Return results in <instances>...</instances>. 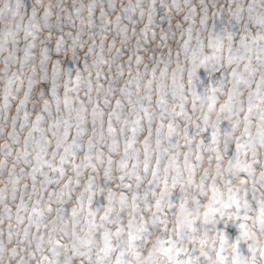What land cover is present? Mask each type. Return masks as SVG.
<instances>
[{"label":"snow or ice","instance_id":"snow-or-ice-1","mask_svg":"<svg viewBox=\"0 0 264 264\" xmlns=\"http://www.w3.org/2000/svg\"><path fill=\"white\" fill-rule=\"evenodd\" d=\"M229 11L234 20L241 19L242 6ZM222 14V8L220 13L213 11V30L217 28L215 17ZM196 17L197 9L190 6V0H71L70 4L67 0H55V3L5 0L0 8V261L3 264H157V251L167 256V264H200L199 257L194 260L189 255L181 259V253L187 250L176 247L171 238L166 247L159 237L148 247L149 233L143 212L137 216L134 211L126 227L120 213L111 216L114 200L121 207H127L131 201L136 209L137 196L141 194L133 187L135 184L139 188L144 178L139 171L142 155L144 174L150 173L151 179L141 198L145 209L156 210L151 222L160 219L162 200L165 195L170 196L166 192V176L160 193L155 191V185L162 183L161 138L170 141L176 134L173 117L189 119L184 109V68L179 62L182 54L192 65L188 69L189 85L193 78L200 79L197 75L200 68L206 73H220L215 86L208 81L212 94L207 97V111L202 113L205 125L202 130L207 128L209 112L215 109V93L223 92L226 83V98L217 111L224 114L232 128L241 122L239 98L243 89H247L249 112L258 107L257 100L264 99V72L255 79L256 72L264 67V57L257 55V66L247 64L243 70L240 68V61L245 58L243 53L253 49L264 52V12L249 3L247 20L238 34L232 31L210 34L211 55L203 53L204 41L200 35L206 26L207 8H201L199 20ZM197 23L201 28L195 27ZM237 35L236 51L241 54H231V43L227 49V62L235 66L230 71L217 68L216 53L224 50L225 37L231 42ZM173 64L175 67L169 71ZM170 97L179 100L178 111L176 104L169 103ZM197 98L193 92V99ZM233 116L236 118L232 119ZM244 123L247 132V112ZM212 127L216 130L211 132L207 150L215 152L219 160V119L213 121ZM258 131L264 142V125ZM230 135L225 128V151ZM169 147L175 148L177 144L170 141ZM242 147L238 138L237 152ZM191 152L189 140L188 151L184 153L187 166H191ZM199 152L198 144L197 160ZM258 163H249L247 170L254 171ZM101 179L108 185L113 180L118 182L115 188H107L103 202L98 200L104 191ZM149 192L154 197L151 203ZM233 202L240 207L237 201ZM94 204L98 206L93 208ZM244 206L248 207L247 200ZM100 207L103 212L98 225L96 214ZM81 211L87 212L85 236L76 227ZM261 214L259 222L264 229V207ZM204 215L209 218L208 212ZM235 215L240 222L233 225L234 238L225 229H218L220 245L215 259L201 249L206 264L264 262V241L249 229L247 212L243 216ZM178 218L190 231H196L194 217L183 204ZM137 219L139 224L135 222ZM104 222L115 223L117 228L115 232L105 229L100 233L102 246L93 256L95 231L97 227L103 228ZM142 244L147 248L146 254ZM226 247L232 249L231 259L224 254ZM117 249L115 258L109 259Z\"/></svg>","mask_w":264,"mask_h":264},{"label":"clouds","instance_id":"clouds-1","mask_svg":"<svg viewBox=\"0 0 264 264\" xmlns=\"http://www.w3.org/2000/svg\"><path fill=\"white\" fill-rule=\"evenodd\" d=\"M44 3L50 2V0H43ZM5 0H0V8H3ZM249 3H253L256 6L257 11L264 12V0H190V6H195L197 9V20H199L201 8H207V22L206 26L201 30V39L204 41L203 53L205 55H211L212 49L208 48V37L210 34L222 31H232L238 34L245 21L247 20V7ZM237 5L242 6V16L239 21L234 20L229 11L230 8L235 9ZM215 6V7H213ZM223 9L222 15L215 17V23L217 28L213 30L212 25L214 22L213 11L220 13ZM196 28H201L197 23ZM238 39V35L234 36L233 41H229L226 37L223 41V51L217 52L219 57L217 61V68L226 69L230 71L234 64L227 62L229 55L227 49L231 43L233 46V56L240 55L241 53L236 51L235 41ZM193 45L196 41H192ZM244 59L240 61L241 70L244 66L251 64L257 66V55L264 57V52H257L253 49L250 53H243ZM249 57L251 59H249ZM180 64L184 68L183 80L184 95L186 97L184 101L185 112L188 113L189 119L185 120L181 117H173L176 125V134L170 138L172 144H177V147H169V139L161 138V155H160V176L162 183L155 185V191L160 193L161 188L164 187L163 180L166 176V192L170 193L165 195L162 200V206L159 210L160 219L153 223L150 217L156 214V210L152 207L145 209L144 200L141 195L147 187L148 181L151 179L150 173L144 174L143 170V156L141 155V164L139 171L143 180L140 182V187L136 188L135 184L133 190L137 191L141 195L137 196L136 209L131 206V201L127 207H121V205L113 201V212L111 216H115L117 213L121 214L124 226H127L129 220L132 219L133 212L144 213V225L148 229V241L147 246L151 247L156 238L159 237L163 241V246H167L169 238L176 242V247L185 248L187 251L181 253V259H186L191 255L193 259L199 257L200 264H206L205 258L200 255L201 249L208 252V254L215 259L216 249L220 245L218 238V229H225L233 238L236 234L232 232V226L235 223H239V217L235 214L239 213L243 216L245 212L249 219L246 223L249 229L256 233L259 240L264 241V229L261 228L260 218L262 217L261 208L264 207V142L260 137L258 129L261 125H264V99L256 101L258 107H254L249 112L247 102V89H243L240 96V124L236 128H232L229 121L224 118L223 113H218L217 109L224 102L226 98V90L228 84H225V90L223 92L217 91L215 93V109L209 112V121L206 130L205 125L202 122V113L207 111L208 99L207 97L212 93L208 90V81L215 82L219 79V71L206 73L203 68H200L197 72L199 80L193 78L191 85L188 83V69L191 67V63L183 54L180 57ZM175 67V64L171 65L169 71ZM202 70V71H201ZM264 72V67H260L255 74V79H259L261 73ZM203 77V79H201ZM227 79V78H226ZM193 92L197 94L199 98L193 99ZM170 104H176V110H179V100H172L169 98ZM195 104V107L193 105ZM248 113V131H245L244 114ZM236 117L233 116L232 119ZM219 119V135H218V147L220 149V159H216V153L207 150L209 144V137L211 132L216 130L212 127L213 121ZM225 128L231 133L228 139L227 151H225ZM243 145V147L237 152L236 143L237 139ZM142 139V136H141ZM191 141L192 152L189 156V163L191 166L185 164L184 153L188 151V141ZM203 141V143H201ZM200 145V159L197 160L196 146ZM139 147V145H138ZM164 148H168L165 152ZM155 145L153 144L152 163H155ZM170 157L171 161L170 162ZM254 161L259 163L256 165L254 171L249 172L246 166ZM167 165V171L165 166ZM114 174L116 170L114 169ZM175 178V182H173ZM101 185L104 187V191L100 193L98 200L103 202V196L107 194V188L109 186L115 188L118 183L116 180L111 181V184H105L100 180ZM79 189H77L78 191ZM119 190L117 189V194ZM130 195V194H129ZM27 199V197H25ZM154 200L151 192L148 194V201ZM169 200H171L172 206L169 207ZM237 201L240 205L237 208ZM248 201V207L245 208L244 202ZM185 206V210L194 217L192 223L196 229L195 232L190 231L186 223L182 219L178 218V213L181 211V205ZM225 204L228 206L225 207ZM72 205L69 204V207ZM98 205L94 204L92 207L96 208ZM211 209H217L216 212H211ZM103 212V208L100 207L96 214V223H101L100 216ZM209 213V218H205V213ZM221 212L224 214L221 215ZM229 213L233 214L232 216ZM86 211H81L79 215V223L77 224V231L81 236L87 235L85 223ZM137 224L140 220L135 221ZM71 226V225H69ZM117 225L115 223L104 222V227H97L95 231V244L92 245L93 256L96 253V249L102 246L100 233L105 229L115 232ZM235 228V227H234ZM84 229V230H82ZM112 243L116 244V238L113 237ZM144 253H147V248L141 245ZM113 251L112 257L115 258ZM232 249L230 247L225 248L224 254L231 259ZM130 258V257H129ZM155 260L157 264H167V256L162 251L155 253ZM257 260L259 262V253L257 252ZM0 264H3L0 261ZM264 264V262H260Z\"/></svg>","mask_w":264,"mask_h":264},{"label":"rangeland","instance_id":"rangeland-1","mask_svg":"<svg viewBox=\"0 0 264 264\" xmlns=\"http://www.w3.org/2000/svg\"><path fill=\"white\" fill-rule=\"evenodd\" d=\"M46 2H47V0H46ZM51 2L55 3V0H51ZM67 2L70 4L71 3V0H67ZM84 2H87V0H84ZM29 3H31V0H29ZM201 79H203V77ZM231 230H232L233 233L235 232L234 226H232V229ZM245 251H246V247H245Z\"/></svg>","mask_w":264,"mask_h":264}]
</instances>
